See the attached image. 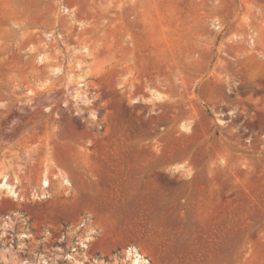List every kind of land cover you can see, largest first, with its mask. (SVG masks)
Instances as JSON below:
<instances>
[{
  "label": "rangeland",
  "instance_id": "374dc122",
  "mask_svg": "<svg viewBox=\"0 0 264 264\" xmlns=\"http://www.w3.org/2000/svg\"><path fill=\"white\" fill-rule=\"evenodd\" d=\"M221 1H0V264H264V0Z\"/></svg>",
  "mask_w": 264,
  "mask_h": 264
},
{
  "label": "crops",
  "instance_id": "0c3cea01",
  "mask_svg": "<svg viewBox=\"0 0 264 264\" xmlns=\"http://www.w3.org/2000/svg\"><path fill=\"white\" fill-rule=\"evenodd\" d=\"M0 1H4V0H0ZM12 1H15L17 4L18 16L25 17L30 22H34V23L41 22L43 25L47 24L46 18L47 17L49 18V11L48 10L46 11L44 7L39 8L37 10L34 8L36 2H40L43 0H12ZM236 2H239V0H234V2L232 0H222L220 2V5L218 6L220 12H222V17H224V20L226 22V27H227V24L228 25L231 24L232 19L228 17V14L232 11L233 7L238 5L236 4ZM221 28H222V25H220L219 29ZM235 30H236V27L232 28V31H235Z\"/></svg>",
  "mask_w": 264,
  "mask_h": 264
},
{
  "label": "bare ground",
  "instance_id": "6f19581e",
  "mask_svg": "<svg viewBox=\"0 0 264 264\" xmlns=\"http://www.w3.org/2000/svg\"><path fill=\"white\" fill-rule=\"evenodd\" d=\"M46 184H47V182H46ZM130 254H134L135 256H134V263L136 262V263H140V262H147L148 263V261L142 256V255H140L139 253H138V251L137 250H135V251H133V250H130Z\"/></svg>",
  "mask_w": 264,
  "mask_h": 264
}]
</instances>
